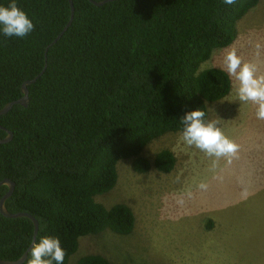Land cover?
<instances>
[{"label": "trees", "instance_id": "16d2710c", "mask_svg": "<svg viewBox=\"0 0 264 264\" xmlns=\"http://www.w3.org/2000/svg\"><path fill=\"white\" fill-rule=\"evenodd\" d=\"M258 2L117 0L97 7L72 0V22L45 56L70 18L69 0H16L34 29L24 38L0 33V109L45 70L27 87V107L0 116V140L12 133L0 144V182L14 184L7 211L37 221L35 243L59 238L68 264L81 238L132 232L128 206L107 208L95 198L114 188L120 161L133 159V170L147 173L143 149L182 132L186 112L202 110L207 121V105L224 99L232 82L225 70L202 65L236 40L238 23ZM174 165L168 150L153 161L163 174ZM7 191L0 186V199ZM33 232L29 219L0 214V260H18ZM76 264L112 263L87 254Z\"/></svg>", "mask_w": 264, "mask_h": 264}, {"label": "rangeland", "instance_id": "374dc122", "mask_svg": "<svg viewBox=\"0 0 264 264\" xmlns=\"http://www.w3.org/2000/svg\"><path fill=\"white\" fill-rule=\"evenodd\" d=\"M228 48L264 75V0L238 23L236 40L214 51L202 69L224 70ZM231 82L224 99L207 105V121H217L238 145L236 156L230 162L222 157L213 167L214 157L187 145L177 132L143 149L151 164L147 173H136L133 159L120 161L114 188L95 200L107 208L128 206L134 229L127 236L106 230L81 238L68 264L87 254L112 264H264V120L257 119L255 104L239 100L237 82ZM162 150L175 158L168 174L153 166Z\"/></svg>", "mask_w": 264, "mask_h": 264}, {"label": "clouds", "instance_id": "9594fccd", "mask_svg": "<svg viewBox=\"0 0 264 264\" xmlns=\"http://www.w3.org/2000/svg\"><path fill=\"white\" fill-rule=\"evenodd\" d=\"M236 0H224L227 5L235 4ZM34 25L21 10L16 0H11L7 6H0V33L5 37L24 38ZM224 70L228 76L237 82L236 93L241 102H251L256 107L257 119L264 120V75H259L255 64L244 62L238 56L235 48L225 50L223 58ZM202 110L186 112L181 119L183 141L214 157L213 167L220 158H227L229 162L238 152V145L224 135L217 126V121H206ZM206 190L207 185H198ZM66 252L61 247L57 237H42L30 251L31 258L27 264H64Z\"/></svg>", "mask_w": 264, "mask_h": 264}, {"label": "water", "instance_id": "95a60500", "mask_svg": "<svg viewBox=\"0 0 264 264\" xmlns=\"http://www.w3.org/2000/svg\"><path fill=\"white\" fill-rule=\"evenodd\" d=\"M89 1L94 6L100 7V6H103L106 3L117 1V0H102V1H99V2H96V1H93V0H89ZM69 4H70V10H71L70 18H69L68 22L66 23V25L64 26V28L56 36V38L45 49V56L47 54L48 48L53 46L54 44H56V42L61 38V36L68 29V27L70 26V24L72 22V18H73V4H72V0H69ZM44 70H45V66L40 71V73H38L32 80L26 81V82H24L22 84V86H21L22 96L17 101L7 103L2 109H0V116L7 114L12 109V107L14 105L27 107L28 102H29V96H28L29 92H28V88L27 87L32 85V84H34L37 81V79H39L42 76ZM11 139H12V133L10 131H6V136H5V138L0 140V144L8 143L9 141H11ZM2 185L6 186L8 188V191L0 199V214L3 217H5V218H10V219H16V218H27V219H29L33 223L34 232H33V238H32V242H31L30 246L28 247V249L22 254V256L18 260H16V261L0 260V264H23L24 261L27 258L28 252L31 250L32 246L35 243V239H36V235H37V231H38V223L29 214H26V213H15V214H12V213H9L7 211V209L5 207V202L12 195L13 190H14V184L11 181L5 179V180H2L0 182V186H2Z\"/></svg>", "mask_w": 264, "mask_h": 264}]
</instances>
